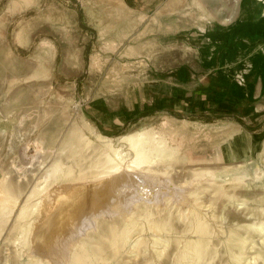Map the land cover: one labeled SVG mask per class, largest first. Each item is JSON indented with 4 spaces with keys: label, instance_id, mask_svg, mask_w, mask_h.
Segmentation results:
<instances>
[{
    "label": "rangeland",
    "instance_id": "374dc122",
    "mask_svg": "<svg viewBox=\"0 0 264 264\" xmlns=\"http://www.w3.org/2000/svg\"><path fill=\"white\" fill-rule=\"evenodd\" d=\"M177 11L149 35L110 43L85 0H0V264H33L21 255L28 211L56 157L85 168L115 151L131 166L140 147L161 182L213 173L201 199L221 206L236 195V231L256 238L248 225L264 221V0H185ZM159 82L172 89L155 90ZM222 232L214 264H246L228 259ZM173 247L166 260L152 252L133 264H172ZM127 252L106 264L136 255Z\"/></svg>",
    "mask_w": 264,
    "mask_h": 264
},
{
    "label": "bare ground",
    "instance_id": "6f19581e",
    "mask_svg": "<svg viewBox=\"0 0 264 264\" xmlns=\"http://www.w3.org/2000/svg\"><path fill=\"white\" fill-rule=\"evenodd\" d=\"M64 150L65 145L60 154ZM61 157L55 158L41 187L33 192L39 203L28 211L35 219L25 239L29 246L21 253L29 263L106 264L111 259L118 263L131 249L136 255L125 264H133L140 256L150 261L152 252L166 260L174 246L172 264H214L220 242L216 243V230H221L226 233L231 262L264 264V221L248 225L256 238L248 232L243 237L236 231L241 228L238 222L233 224L231 218L236 195L227 193L221 206L216 196L201 199L204 185H215L213 173H203L182 186L166 176L161 182L152 170L155 160L142 147L131 166H125L115 151L86 162L85 168L79 161L68 166ZM73 167L79 168L78 174ZM137 186L141 187L140 197L134 193ZM260 211L264 215L263 206ZM102 224L120 228H112L106 236ZM144 230L149 233L145 238L141 234Z\"/></svg>",
    "mask_w": 264,
    "mask_h": 264
},
{
    "label": "crops",
    "instance_id": "0c3cea01",
    "mask_svg": "<svg viewBox=\"0 0 264 264\" xmlns=\"http://www.w3.org/2000/svg\"><path fill=\"white\" fill-rule=\"evenodd\" d=\"M183 6L185 0H85L86 15L95 27L98 39L110 43L153 33V29L147 30L150 24L160 29L166 20L176 21L177 18L172 16ZM199 21L202 23L201 19ZM159 85L155 90L172 89L171 83L159 82Z\"/></svg>",
    "mask_w": 264,
    "mask_h": 264
}]
</instances>
